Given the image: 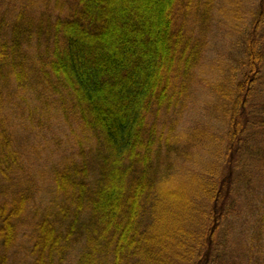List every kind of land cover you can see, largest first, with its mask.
<instances>
[{"label": "trees", "instance_id": "obj_1", "mask_svg": "<svg viewBox=\"0 0 264 264\" xmlns=\"http://www.w3.org/2000/svg\"><path fill=\"white\" fill-rule=\"evenodd\" d=\"M3 94L0 264H219L264 213V0H0Z\"/></svg>", "mask_w": 264, "mask_h": 264}, {"label": "rangeland", "instance_id": "obj_2", "mask_svg": "<svg viewBox=\"0 0 264 264\" xmlns=\"http://www.w3.org/2000/svg\"><path fill=\"white\" fill-rule=\"evenodd\" d=\"M18 98L13 97L11 100L7 97V95L3 94L2 97V104L0 106V126L11 129V131L14 133L16 139L23 137L25 132L22 129L23 120L20 118V115H22L21 108L18 105ZM194 106H198V108L201 107H207L209 105V100H205L202 103L199 104H193ZM206 108L199 109L201 111L205 110ZM198 111V110H197ZM199 112V111H198ZM201 113V112H199ZM33 140H36V135L32 136ZM192 144L189 140L188 142L181 144V150L184 152L183 148H186L188 150V145ZM183 147V148H182ZM195 153L194 160L195 162H198L197 157V150H191L189 154ZM185 156V152H184ZM172 161L175 163V169L172 172H175V176H178L179 180L182 181L189 173H190V166L185 164V160H181L178 157L172 156ZM180 167H182V171H180ZM253 194L251 197L250 195L245 197H241L242 201H244L245 208L240 207L239 211V217L233 218V227L232 230H225L223 232V236L221 237V242L223 243L221 251H222V258L220 260L219 264H249V260L252 256L254 257V261L260 262L264 264V233L262 240L259 241L258 239L254 241V243L249 245L250 241V231L255 232L256 229L260 226L262 222V217L264 216V213L260 212V208L258 206H261V199H259L258 194L255 192H252ZM252 198L251 205L254 206V209L251 210L249 203H246L247 199ZM6 198L0 197V203H2ZM240 199V197H239ZM241 200H239V204L242 205ZM243 206V205H242ZM238 215V214H237ZM241 223V224H240ZM242 225V226H241ZM229 234V239L225 240L226 235ZM237 238L241 240L242 243L236 242L234 239V242H231L232 238ZM229 240H231L229 242ZM256 246V249L253 253V247ZM26 250H20L18 252L17 260L14 261V264H27L30 262L29 258H26Z\"/></svg>", "mask_w": 264, "mask_h": 264}]
</instances>
